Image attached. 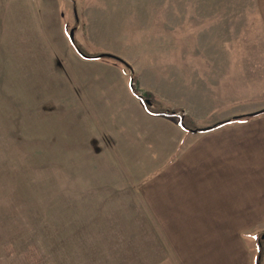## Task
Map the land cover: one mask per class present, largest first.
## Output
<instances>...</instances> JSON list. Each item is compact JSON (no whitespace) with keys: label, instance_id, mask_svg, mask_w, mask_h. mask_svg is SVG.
I'll list each match as a JSON object with an SVG mask.
<instances>
[{"label":"rangeland","instance_id":"374dc122","mask_svg":"<svg viewBox=\"0 0 264 264\" xmlns=\"http://www.w3.org/2000/svg\"><path fill=\"white\" fill-rule=\"evenodd\" d=\"M60 1L68 39L131 70L58 32V57L38 36L0 48V264H49L65 239L99 237L172 256L168 240L176 255L189 241L232 264L260 246L264 264L260 115L187 133L130 91L132 76L197 126L264 110V0Z\"/></svg>","mask_w":264,"mask_h":264},{"label":"crops","instance_id":"0c3cea01","mask_svg":"<svg viewBox=\"0 0 264 264\" xmlns=\"http://www.w3.org/2000/svg\"><path fill=\"white\" fill-rule=\"evenodd\" d=\"M60 2V0H0V48L17 49L24 38H35L38 36V39H44L41 43L47 48L48 54L52 53L58 57L60 55L58 44L52 37L55 36L56 38L55 33L58 32L60 37L62 36V38L66 40L67 44L69 41L66 37L69 16L66 23H61L63 15L58 6ZM258 13H260V10ZM39 47L41 46L38 44V48ZM9 52L13 53L14 51ZM44 54H46V52ZM65 69L67 70V67ZM38 71L39 69L36 68L33 75H38ZM31 85L34 86L35 82ZM253 120L254 119H249L241 123L233 124L242 126ZM259 133L261 177L264 176V113L260 114ZM135 225L136 224H118V226L115 227H118L116 228L117 230L132 231L131 229H137H134V227H136ZM99 227L101 226H98V230H101ZM151 227L150 231H159L156 225L152 224ZM78 241L79 240L65 239L63 241L64 246H66L64 253H59L57 255L51 253L48 257L49 264H232V262L230 260L227 261V259L223 261H213L211 256L209 257L208 255L199 256L195 254L196 257L193 255L195 246L193 242L189 241L182 242L183 247L180 250L181 253L177 250L176 255L174 244L170 243L168 240L169 247L171 246L172 249L174 247L175 250L173 256L169 253L164 255L159 254L158 250H154L149 246L148 243L151 242V240L148 241L147 239L144 245L142 244V240L130 237H99L88 240L83 238L79 242ZM168 250L170 251V248ZM191 254L193 257H191Z\"/></svg>","mask_w":264,"mask_h":264},{"label":"trees","instance_id":"16d2710c","mask_svg":"<svg viewBox=\"0 0 264 264\" xmlns=\"http://www.w3.org/2000/svg\"><path fill=\"white\" fill-rule=\"evenodd\" d=\"M72 2V6H73V10L75 13V3L74 0H70ZM72 47L74 48V50L83 58L85 59H100L98 57L99 54L97 55H89L88 53H86L81 46L75 41H70ZM130 91L137 97H141V102L143 104V106L145 107L146 111L155 117H164V118H173V117H178L179 118V126L182 130L186 131L187 133H208V132H212L214 130H217L219 128H222L224 126H227L229 124H233L236 122H241L244 121L246 119L258 116L260 114L264 113V110L262 111H258V112H254L251 114H247V115H240V116H236V117H231L225 120H220L217 121L215 123H212L210 125H206V126H197L195 125L187 116H184L181 114L180 111L177 110H170V109H165L160 107L158 104L153 103L152 101V96L150 93L146 92L143 94H140L139 91L137 90V88L135 87L136 85V79L134 77L131 76L130 78ZM144 100H149L151 102L152 107L146 105L144 103ZM260 255H261V251H260V246L258 247V254L255 260V264H259L260 262Z\"/></svg>","mask_w":264,"mask_h":264},{"label":"water","instance_id":"95a60500","mask_svg":"<svg viewBox=\"0 0 264 264\" xmlns=\"http://www.w3.org/2000/svg\"><path fill=\"white\" fill-rule=\"evenodd\" d=\"M68 36H69V40L70 41L74 40V32H73V30H70ZM98 57L99 58H106V59L115 60V61L123 64L124 66H126L129 70H131V68L128 66V64L125 61H123L122 59L118 58L117 56H114V55H111V54H107V53H101V54L98 55ZM140 99H141V97H140ZM144 103L146 105H148V106L151 105V102L149 100H144ZM262 238H264V236H262Z\"/></svg>","mask_w":264,"mask_h":264}]
</instances>
